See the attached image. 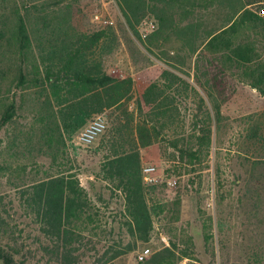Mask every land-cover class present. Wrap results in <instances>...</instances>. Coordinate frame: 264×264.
I'll return each instance as SVG.
<instances>
[{
    "label": "rangeland",
    "instance_id": "obj_1",
    "mask_svg": "<svg viewBox=\"0 0 264 264\" xmlns=\"http://www.w3.org/2000/svg\"><path fill=\"white\" fill-rule=\"evenodd\" d=\"M170 2L166 6L160 1L153 11L155 17L159 14L167 18L166 28L177 30L178 37L160 38L153 33L154 29L145 39L140 34L119 39L112 36L111 22L103 25L93 21L94 14L107 18L106 11L112 6L108 0H0V31L2 22L8 28L15 24L17 12L24 17L31 38V46L24 50L27 59L22 61L18 50L15 51L9 60L4 58L7 68L4 70L9 72L5 77L0 76V110L5 100L15 104L11 123L0 127V160L6 158L12 165L11 174L0 176V192L14 194L17 185L44 177L51 166L55 170L56 166L66 164L71 174H79L119 146L124 150L136 147L143 167L156 168L157 181L148 185L154 187L152 204L164 210L155 219L156 245L175 243L176 256L183 251L188 255L189 249L190 259H181L182 264H264V148H257L247 140L251 128L264 126V96L232 73L227 65L223 66L211 52L202 49L199 55L189 57L184 42L188 34V22L184 21L188 18L183 15L185 7ZM245 3L247 0H208L206 9L194 10L207 12L208 19L218 17L219 23L221 18L230 15L229 8L237 9ZM115 4L122 13V2L114 0L116 16ZM144 6L141 2L136 18L149 22L152 16L147 15ZM259 6L264 7V0L247 8L254 12L264 9H257ZM97 33L101 38L96 45L90 49L81 45L82 41L90 42ZM53 38H57L58 44L51 48L48 40ZM75 50L84 55L89 65L98 67L108 76L115 79L138 76L137 82L145 84L144 87L156 84L162 93L148 106L142 97L144 91L135 85L124 98L123 123L127 121L128 125L120 129L115 125V109L90 114L86 124L101 116L107 128L89 147L77 144L76 136L82 127L71 137L65 135L64 142L60 140L56 160L44 154L22 156L16 147L8 152L16 155L4 157L9 137L18 133L25 135L38 126L35 114L38 100L40 103L43 100V96L38 95H44L47 85L35 84L34 80L41 81L48 66L61 67ZM188 81L196 89L197 84L206 86L207 83L211 97L207 98V91L200 90V96L205 99L202 103L200 97L188 89ZM74 87L69 85L65 92L64 87H59L55 91L54 107L50 111L54 116L51 117L52 127L59 126L57 115L72 103L66 102L67 107L59 109L60 103L69 100L67 96L75 95ZM214 103L219 107L220 118L211 126L210 148L199 163L191 165L187 158H180L172 144L176 142L181 147L182 139L186 141L189 135L195 134L196 124L207 117ZM139 128L149 130L151 136L145 147H140ZM102 137L107 140L103 146L100 145ZM256 159L262 160L260 165L256 164ZM81 175L84 180L89 177ZM206 236L209 237L207 243ZM146 249L150 255L151 246H145ZM135 263L133 254L118 264Z\"/></svg>",
    "mask_w": 264,
    "mask_h": 264
},
{
    "label": "trees",
    "instance_id": "obj_2",
    "mask_svg": "<svg viewBox=\"0 0 264 264\" xmlns=\"http://www.w3.org/2000/svg\"><path fill=\"white\" fill-rule=\"evenodd\" d=\"M123 1L130 18L139 22L142 17H136L141 2L120 0ZM261 1L247 0L240 8H229L227 11L230 15L219 23L214 18L204 22V15L203 26H193L203 29V37H187L184 42L188 46L189 57L199 55L202 49L211 52L222 61L223 66L227 65L232 73L264 96V14L247 8L258 5ZM261 8L264 7H257ZM185 11L184 17L196 15L192 7L188 8V15ZM121 12L126 16L122 6ZM15 16L16 21L11 28L2 22L1 77L9 72L4 70L7 69L4 58L9 60L18 50L24 61L28 55L24 50L31 46L24 17L17 12ZM157 19L160 29L166 27L167 18L158 14ZM247 32L251 35L245 36ZM100 38L101 34L97 33L90 42L82 41L81 45L90 49ZM48 43L51 48L57 47V38L49 39ZM68 57L59 68L46 67L41 81L34 80L35 84L37 82L47 85L44 95H38L43 96L41 103L38 100V111L35 114L38 126L36 129L31 128L25 135L18 133L12 138L9 137L8 151L4 157L16 155L8 153L16 147L22 156L25 153H29L31 157L44 154L51 155L56 160L59 152L57 146L60 145V140H65V136L52 127L54 122H51L54 93L59 87L75 86V106L79 107L82 116L76 128L81 127L90 114L102 113L110 108L117 112L116 127L120 129L126 125L127 121L123 123L124 98L135 85L140 86V91H144L142 97L148 106L155 102L158 93H162L156 84L144 87L145 84L137 82L138 76L115 79L102 73L98 67L89 65L79 50H75ZM22 68L21 65L20 72ZM71 80L74 84L69 83ZM197 86L199 89L188 81V89L204 103L205 99L200 96V90L204 93L207 91V98L211 97L207 83L206 86ZM2 107L0 127L11 123L15 113L14 101L5 100ZM42 110L46 113H42ZM219 118L220 110L214 103L208 109L207 117L196 124L195 134L189 135L186 141L182 139L184 143L181 147L173 142L172 145L181 159L187 158L189 164L196 165L207 155L211 145V126ZM138 130L140 147L149 145V130ZM247 140L257 148H264V126L255 125L251 128L247 132ZM106 141L102 137L100 145L103 146ZM3 159L0 160V176L12 173L11 163L6 158ZM261 161L256 159V164ZM65 166L66 164H60L55 170L51 166L44 177L27 183L26 180L17 185L14 194L5 195L0 192V264H118L133 254L135 264H182L181 259L189 261V249L188 255L183 251L176 256L175 243L168 242L167 245L158 246L154 242V239H158L155 219L164 210L152 204L151 192L154 187H149L143 181V165L138 148L124 150L119 146L98 164L82 170L80 176L71 174V169H66ZM81 173L89 175L90 179L85 184L81 182ZM12 215L18 217L13 219ZM20 225L24 228H19ZM204 241L207 243L209 237L206 236ZM145 246H151L152 252L143 261H138L137 255L143 252Z\"/></svg>",
    "mask_w": 264,
    "mask_h": 264
},
{
    "label": "crops",
    "instance_id": "obj_3",
    "mask_svg": "<svg viewBox=\"0 0 264 264\" xmlns=\"http://www.w3.org/2000/svg\"><path fill=\"white\" fill-rule=\"evenodd\" d=\"M128 1H132V0H128ZM137 1L144 2V5H145L144 8L146 9L147 15L152 16L151 17L152 19H149V22H151L155 25V32H153V33H155L158 37L163 38V39L178 37V35L176 34L177 30H175L173 28L168 29L166 27L165 28L163 27V29H160V23H159L157 17H155V13L153 11L156 8H158L157 4H160V1L163 2V4H165L166 6H169V3H171L170 1H173L174 2L173 4H175L177 6L185 7V10H186L185 13L187 15H188V8H190V7L197 8V9L205 7V9H206L208 6V0H137ZM109 3H111L112 6H110V9H108V10L106 9L107 10L106 13H107V19L111 22V28L110 29L112 30V33L114 34V35H112L113 37H116L119 39L134 38L135 36H137V34L138 35L140 34V32L142 30L141 27L142 26L144 27L146 25V23H149V22H147L148 20H146V19H143L139 22L132 20L129 16L130 14L128 12L127 6L125 5L124 1L122 2L121 6H122L123 10L125 11L126 16L129 17L128 20L125 18V16L122 13H120L116 4H115V6H116V9L118 10V15L115 16L114 12H113L114 11L113 10L114 0H108V4ZM216 6H217V3H216ZM191 11H193V10H191ZM194 13L196 14L195 16L189 15L188 20L187 19L184 20V21H186V23L188 22V35L186 34L185 37L201 38V37H203V35H202L203 29L202 28L198 29V28H195L193 26H195V24H199V25L203 26L202 17L205 14L204 22H206L208 20V15H207V12L203 13V11H200V12L194 11ZM189 14H191V13H189ZM197 14L199 16H197ZM192 17H195V19ZM214 20L216 22H218L220 19L217 17V18H214ZM128 23H130V24H128ZM160 31H163V32H160ZM106 75H109V74H106ZM175 77H174V80H175ZM67 82H69V81H67ZM69 83H72V80ZM68 88L69 87L65 86L64 92ZM67 98L70 100V102H72V103L67 102V103H70V106H69L70 108L66 106V103H60L58 105V106H61V107H59V109L60 108L63 109V107H67V108L60 111V114L57 115V117H56L57 123H58V121H60L58 123L59 126L57 127V129L64 136L69 135V134H71L73 136L82 127H84L86 125V120H88V118H90V116L86 117V120L84 119L85 123H83V125L81 127L76 128L78 126V124L80 123V120L82 119L80 109H79V107H76L75 104L73 105V103L76 101L73 94H71V96H67ZM88 107L90 108V102H89ZM113 109L114 108H110V109L106 110L105 112L111 111ZM89 179L90 178H86V180H84V178H82V180H81L82 184H85L87 182V180H89Z\"/></svg>",
    "mask_w": 264,
    "mask_h": 264
},
{
    "label": "built area",
    "instance_id": "obj_4",
    "mask_svg": "<svg viewBox=\"0 0 264 264\" xmlns=\"http://www.w3.org/2000/svg\"><path fill=\"white\" fill-rule=\"evenodd\" d=\"M264 14V10L260 11ZM93 21L99 24L108 25L110 21L107 18H103L100 14L93 15ZM155 25L151 22L146 23L140 32V37L142 39L147 38L149 33L153 32ZM107 125L105 120L101 116H96L92 118L77 134L76 141L77 144L82 147L91 146L95 140L100 137L106 130ZM143 181L146 185H152L157 181L155 176L156 168L154 166L143 167ZM149 255V250L146 249L137 256L138 261H143Z\"/></svg>",
    "mask_w": 264,
    "mask_h": 264
}]
</instances>
